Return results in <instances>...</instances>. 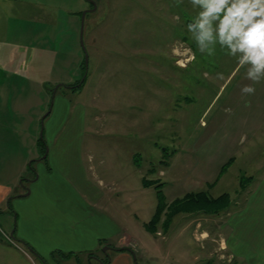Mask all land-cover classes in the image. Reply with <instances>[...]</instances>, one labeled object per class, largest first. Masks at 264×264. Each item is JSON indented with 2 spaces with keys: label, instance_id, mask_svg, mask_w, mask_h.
Returning a JSON list of instances; mask_svg holds the SVG:
<instances>
[{
  "label": "rangeland",
  "instance_id": "1",
  "mask_svg": "<svg viewBox=\"0 0 264 264\" xmlns=\"http://www.w3.org/2000/svg\"><path fill=\"white\" fill-rule=\"evenodd\" d=\"M94 1L97 9L87 13L83 34L89 56L87 78L81 88V82L72 88L84 76L79 13L88 9L89 1L0 0V46L7 44L13 54L6 66L21 70L17 74L26 69L28 73L33 66L26 61L34 59L37 49L55 45L57 73L63 80L71 75L69 84L59 83L56 103L49 108L53 112L44 119L43 138L50 140L46 143L50 154L33 164L56 179L62 193L75 194L74 186L85 187L81 183L85 176L86 187L100 202L91 218L82 217L83 230L78 234L61 225L67 240L46 236L43 225L37 224L44 218L35 214L29 217L30 227L26 223L16 230L15 212L13 235L8 238L25 246L27 241L19 235L40 236L45 253L54 249L47 254L49 264H103L118 253V245L127 243L134 246L124 247L131 252L146 251L137 257L134 251L137 264H159L165 257L167 263L213 264L205 245L212 251L218 243L208 245L197 223L206 228L215 215L182 213L167 230L159 228L156 233L144 224L156 211L159 189L169 202L190 191L209 190L217 197L234 192L240 171L262 169L258 163L264 164V81L253 85L254 95L242 96L241 87L252 83L245 78L246 68L237 72L236 59L219 45L214 56L199 52L187 30L198 11L189 0L179 6L175 0ZM192 54L195 60L188 62ZM217 73L225 79H216ZM16 90L11 101L19 99ZM7 114L0 113V120ZM14 116L20 118L19 113ZM230 158L235 161L221 178ZM189 165L195 169H188ZM144 178L163 185L144 187ZM217 179L208 188L206 181ZM54 205L63 216L89 214V206L79 196L75 209ZM1 226L5 227L0 222L3 233ZM56 241H64L65 246Z\"/></svg>",
  "mask_w": 264,
  "mask_h": 264
},
{
  "label": "crops",
  "instance_id": "2",
  "mask_svg": "<svg viewBox=\"0 0 264 264\" xmlns=\"http://www.w3.org/2000/svg\"><path fill=\"white\" fill-rule=\"evenodd\" d=\"M57 54L55 45L45 44L41 51L37 49V55L33 60L26 61L27 66H33L31 71L27 73L26 69L23 73L17 74V71L21 70L6 66L13 57L12 52L8 50L7 44L0 46V113H8L5 120H0V222L5 226H1L4 231L0 232V264H39L35 256L25 247L26 245L21 244L19 239H16L17 243H15L8 238V235H13L14 212L17 217L16 230L26 223L30 227L29 217L35 214L39 218H44L37 224L43 225V233L45 232L46 236L67 240L69 235L63 231L61 225H65L66 228L68 226L67 229L70 232L78 234L83 230L82 217L91 218L93 207L100 203L93 197L92 189L86 187L88 181L85 176L81 180L85 187L74 186L75 194L62 193V190L57 189L56 179L54 181L46 177L47 174L43 175L39 167L33 164L38 160L46 159L43 158L46 151L42 153L43 147L40 148L38 142V137H41L39 135L41 120L46 114L44 112L50 111L45 117L47 120L51 111L53 112V108L51 110L49 108L55 88L61 85L59 83L69 84L71 80V75L66 74L63 80L57 73L60 68ZM80 62L78 60L77 65L80 66ZM33 69L36 72H32ZM77 70L81 72L78 67ZM75 74L79 76V73ZM15 88L17 89L15 98L19 99L14 98L15 100L11 101L10 96ZM58 88L53 107L56 103ZM73 108L75 109V106ZM15 112L20 114V118L14 116ZM44 124V133H46L47 121L45 123L44 120ZM16 130L18 131L14 132ZM47 142L50 140L47 139ZM50 151L48 146L47 157ZM258 168L262 169L255 171L245 169L239 172L238 187L233 193L227 192L231 195L230 207L225 213L207 218L210 228L208 224L204 228L202 222L197 223L200 228H203L202 235L208 245L212 246L211 243L215 244V242L218 246L220 245L217 249V245L213 246L212 251H209L205 245L208 256L214 261L213 264L222 260H227L229 264H264V164L258 163ZM188 169H195V167L189 165ZM68 176L72 178V173ZM23 178H26L24 182ZM206 183L208 185L212 182L207 180ZM28 188L29 194H27ZM122 188H125L124 185ZM77 196L89 206V214L86 212L78 218L76 215L63 216L60 211L57 212L54 205L56 202L59 206L64 203L70 209L72 206L75 209ZM110 199L112 198L108 196L107 201ZM7 229L11 232L10 234ZM52 237L51 240H53ZM19 238L26 240L27 244L34 242L36 246H32L36 253L45 257L50 263L51 259L47 258V254L54 249L45 253L47 249L40 236L19 235ZM58 242L56 241L55 244L65 246L62 243L64 241ZM127 244L129 245H118L117 249L132 246L130 243ZM224 249L227 250L223 252ZM134 251L118 250V253L109 258L108 263L103 262V264H137ZM145 252L135 251L136 257L137 253L144 255ZM195 259H199V256ZM159 264L175 263H167L165 257Z\"/></svg>",
  "mask_w": 264,
  "mask_h": 264
},
{
  "label": "clouds",
  "instance_id": "3",
  "mask_svg": "<svg viewBox=\"0 0 264 264\" xmlns=\"http://www.w3.org/2000/svg\"><path fill=\"white\" fill-rule=\"evenodd\" d=\"M183 0H175L179 6ZM198 9L187 30L201 54L211 57L216 47L236 59V71L246 68L245 78L252 83L243 85L242 96L254 95V84L264 81V0H189ZM178 21L179 17H175ZM190 51V50H189ZM195 55L188 57L193 62ZM181 67L187 63L178 61ZM236 72H233L235 76ZM216 79L224 80L223 73Z\"/></svg>",
  "mask_w": 264,
  "mask_h": 264
},
{
  "label": "trees",
  "instance_id": "4",
  "mask_svg": "<svg viewBox=\"0 0 264 264\" xmlns=\"http://www.w3.org/2000/svg\"><path fill=\"white\" fill-rule=\"evenodd\" d=\"M83 11H80L79 15H82ZM81 66L83 68L81 76L84 75L86 72V66H85V59H83ZM82 78V77H81ZM81 78L76 81L74 84H72V88L74 86H77L78 83L81 82ZM87 78V77H86ZM86 78L81 83L80 87L84 84ZM41 145L43 146L42 153H45L46 151V140L43 137L39 138ZM164 153H167L168 150L166 148L163 149ZM234 158H230L222 167L221 175L225 172V170L228 168L229 163L233 162ZM168 164V163H167ZM219 179V178H218ZM215 180L212 183L208 184V188H213L215 184L217 183ZM154 183H156L155 186L160 187L163 185L162 182H155L153 180H148L146 178L143 179V185L145 187H150ZM158 196H159V202L158 206L156 208V211L152 218L146 222L144 225L147 230H149L152 233H156L159 228H162L164 230H167L172 220L175 216L182 214V213H188V214H194V213H201L205 215H219L222 211L226 210L230 203H231V195L227 192L215 197L210 194L209 190H202V191H190L187 192L182 197H177L173 199L172 201H167L165 198V195L162 191V189L158 190ZM27 247L32 252L33 256L37 259L39 264H49L48 260L43 257L42 255L36 253L33 251L32 248H30V245L27 244ZM119 250H127L126 248H121ZM67 254H65L66 256ZM73 255V253L68 254ZM105 263L109 262V259H104Z\"/></svg>",
  "mask_w": 264,
  "mask_h": 264
},
{
  "label": "water",
  "instance_id": "5",
  "mask_svg": "<svg viewBox=\"0 0 264 264\" xmlns=\"http://www.w3.org/2000/svg\"><path fill=\"white\" fill-rule=\"evenodd\" d=\"M88 1H90V2L93 4V8H92V9H86V10H84V11L82 12V15H81V19H82V21H81V30H80V40H81L82 48H83V50L85 51V66H86V72H85L84 76H83L82 79H81V83L83 82V80H84V79L86 78V76H87V69H88V65H89V56H88L87 51H86L85 42H84V37H83L84 29H85V18H86L87 13H89V12H91V11H95V10L97 9V3H96V1H94V0H88ZM57 87H58V86H57ZM57 87L55 88L54 93H53L52 104H53V101H54V96H55V93H56ZM51 106H52V105H51ZM48 114H49V111L46 112V114L43 116L42 121H41V122H42V128H41V132H40L41 137L44 136V126H45V124H44V119H45V117H46ZM47 152H48V149L46 150V153L43 155V158H46V157H47ZM29 192H30V190L28 189L27 194H29ZM134 256H135V254H134Z\"/></svg>",
  "mask_w": 264,
  "mask_h": 264
},
{
  "label": "flooded vegetation",
  "instance_id": "6",
  "mask_svg": "<svg viewBox=\"0 0 264 264\" xmlns=\"http://www.w3.org/2000/svg\"><path fill=\"white\" fill-rule=\"evenodd\" d=\"M93 8V4L89 1V7L88 9H92Z\"/></svg>",
  "mask_w": 264,
  "mask_h": 264
}]
</instances>
